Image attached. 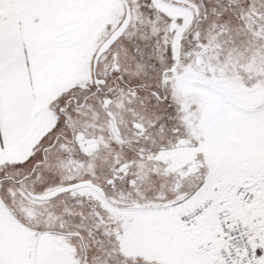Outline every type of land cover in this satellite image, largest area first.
<instances>
[{
	"label": "snow or ice",
	"instance_id": "obj_1",
	"mask_svg": "<svg viewBox=\"0 0 264 264\" xmlns=\"http://www.w3.org/2000/svg\"><path fill=\"white\" fill-rule=\"evenodd\" d=\"M0 264H264V0H0Z\"/></svg>",
	"mask_w": 264,
	"mask_h": 264
}]
</instances>
